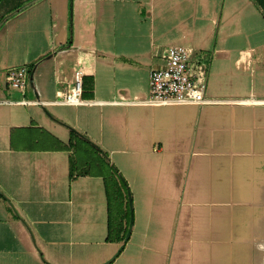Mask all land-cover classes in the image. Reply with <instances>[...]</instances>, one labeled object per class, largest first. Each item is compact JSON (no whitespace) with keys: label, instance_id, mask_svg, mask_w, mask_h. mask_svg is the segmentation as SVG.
<instances>
[{"label":"crops","instance_id":"crops-1","mask_svg":"<svg viewBox=\"0 0 264 264\" xmlns=\"http://www.w3.org/2000/svg\"><path fill=\"white\" fill-rule=\"evenodd\" d=\"M175 44L224 102L145 103ZM241 99H264L255 0H0V264H264V103Z\"/></svg>","mask_w":264,"mask_h":264},{"label":"built area","instance_id":"built-area-1","mask_svg":"<svg viewBox=\"0 0 264 264\" xmlns=\"http://www.w3.org/2000/svg\"><path fill=\"white\" fill-rule=\"evenodd\" d=\"M194 54L192 47L175 44L169 48L163 66L151 69L149 72V95L145 103L150 105H181L222 103L224 100L206 99L204 91L206 83H198L191 75L190 59ZM28 75V67L12 69L8 78L11 86L17 90H24ZM76 91L68 94L61 102L80 103L83 72L78 70L75 75ZM21 103L29 101L22 99ZM228 102L264 103V99H241Z\"/></svg>","mask_w":264,"mask_h":264},{"label":"trees","instance_id":"trees-1","mask_svg":"<svg viewBox=\"0 0 264 264\" xmlns=\"http://www.w3.org/2000/svg\"><path fill=\"white\" fill-rule=\"evenodd\" d=\"M260 6L261 8L264 10V0H255ZM92 88V82L90 81L88 84L86 82V85H83V94L85 95L86 91H90Z\"/></svg>","mask_w":264,"mask_h":264},{"label":"water","instance_id":"water-1","mask_svg":"<svg viewBox=\"0 0 264 264\" xmlns=\"http://www.w3.org/2000/svg\"><path fill=\"white\" fill-rule=\"evenodd\" d=\"M129 199H130V207H131V211H132V201H131V196L129 195ZM132 224H133V218H131V221H130V224H129V228H128V231L126 233V236H125V240H128L130 234H131V231H132ZM119 252V251H118ZM118 252L111 258L109 259L107 262H109L110 260H112L114 257H116V255L118 254Z\"/></svg>","mask_w":264,"mask_h":264}]
</instances>
